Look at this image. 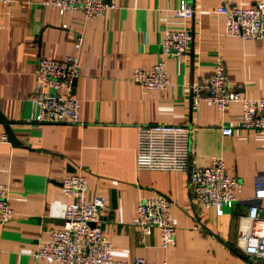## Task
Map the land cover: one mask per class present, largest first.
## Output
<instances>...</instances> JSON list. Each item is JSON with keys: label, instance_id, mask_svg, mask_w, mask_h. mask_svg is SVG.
I'll return each mask as SVG.
<instances>
[{"label": "crops", "instance_id": "crops-1", "mask_svg": "<svg viewBox=\"0 0 264 264\" xmlns=\"http://www.w3.org/2000/svg\"><path fill=\"white\" fill-rule=\"evenodd\" d=\"M43 0L0 3V183L8 187L13 219L0 226V264H46L31 254L62 225L69 199L60 193L65 176L85 178L86 198L104 200L97 227L115 261L140 258L147 264H262L235 247L239 220L246 216L255 178L263 170L264 137L238 129L239 106L222 113L203 103L192 107L188 87L203 82L220 60L230 89L248 99L264 97V38L243 41L224 34L218 6H248L257 0H185L193 9L182 26L190 42L181 60L160 56L166 32L179 25L171 15L179 0H104L113 10L90 21L78 11L56 10ZM64 27V28H62ZM82 35L72 96L79 103L75 125L32 124L29 98L38 58L59 60L72 53L73 35ZM164 62L169 86L141 90L128 78L134 69ZM180 125L191 130L192 163L205 168L213 158L239 183L237 201L216 216L192 205L187 176L134 170L136 130ZM230 128L222 136L220 128ZM5 139V138H4ZM160 194L170 202L174 239L162 250L156 231L146 238L129 225L139 198ZM264 217V199L257 201Z\"/></svg>", "mask_w": 264, "mask_h": 264}, {"label": "built area", "instance_id": "built-area-1", "mask_svg": "<svg viewBox=\"0 0 264 264\" xmlns=\"http://www.w3.org/2000/svg\"><path fill=\"white\" fill-rule=\"evenodd\" d=\"M11 0H0L8 3ZM42 4L61 15L66 10L78 11L84 21L98 17L114 4L104 0H43ZM193 9L185 0H179L171 15L179 25L166 32L160 45V56L181 60L189 47L190 35L182 26L192 15ZM215 14L224 17V34L240 40L254 41L264 38V0L248 6H218ZM64 28V27H62ZM82 35H73L72 53L63 58H38L33 79L37 91L29 98L32 124L75 125L78 123L79 103L72 96V81L77 77L78 56ZM128 81L141 90H163L169 86L165 77L164 62L159 60L148 70L134 69ZM189 100L194 108L203 103L222 113L230 104L239 106L238 129L264 137V97L248 99L230 89L226 82L222 62L217 60L206 80L188 87ZM222 136L232 130L222 127ZM191 130L180 125H148L136 130L134 170L151 172H178L187 176L190 202L197 209L210 207L216 216L223 209H231L236 200L233 192L239 189L236 179L225 173L223 161L213 158L207 167L197 168L192 163L190 150ZM2 137L1 140L4 139ZM60 193L69 199L58 230H49L47 240L39 243L31 254L34 261L46 264H147L137 258L131 262L115 261L112 248L97 227V219L104 204L98 197L86 198L85 178L81 175L65 176L60 182ZM264 199L263 170L255 178L254 192L246 216L239 220L235 247L249 261L264 264V217L257 201ZM170 202L160 194L139 198L129 225L141 238L156 231L159 248L167 249L174 239V225L170 219ZM14 217L9 205L8 187L0 183V226Z\"/></svg>", "mask_w": 264, "mask_h": 264}, {"label": "water", "instance_id": "water-1", "mask_svg": "<svg viewBox=\"0 0 264 264\" xmlns=\"http://www.w3.org/2000/svg\"><path fill=\"white\" fill-rule=\"evenodd\" d=\"M74 84V80L72 81V86ZM0 124L3 126V131L5 134V140L10 143L11 145H16V142L14 141L12 134L9 130V124L6 122V120L0 115Z\"/></svg>", "mask_w": 264, "mask_h": 264}]
</instances>
